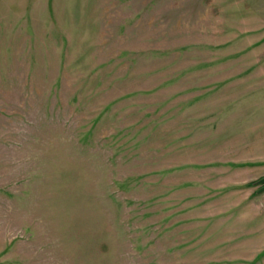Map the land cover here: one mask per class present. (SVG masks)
Segmentation results:
<instances>
[{"label": "rangeland", "instance_id": "rangeland-1", "mask_svg": "<svg viewBox=\"0 0 264 264\" xmlns=\"http://www.w3.org/2000/svg\"><path fill=\"white\" fill-rule=\"evenodd\" d=\"M264 0H0V264H264Z\"/></svg>", "mask_w": 264, "mask_h": 264}, {"label": "water", "instance_id": "water-1", "mask_svg": "<svg viewBox=\"0 0 264 264\" xmlns=\"http://www.w3.org/2000/svg\"><path fill=\"white\" fill-rule=\"evenodd\" d=\"M259 184H261V188L259 189V192H264V178L259 180Z\"/></svg>", "mask_w": 264, "mask_h": 264}]
</instances>
